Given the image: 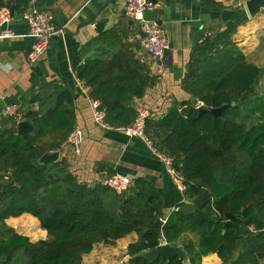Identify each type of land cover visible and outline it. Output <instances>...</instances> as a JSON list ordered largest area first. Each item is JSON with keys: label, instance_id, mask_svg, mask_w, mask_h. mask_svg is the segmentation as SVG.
I'll return each instance as SVG.
<instances>
[{"label": "trees", "instance_id": "1", "mask_svg": "<svg viewBox=\"0 0 264 264\" xmlns=\"http://www.w3.org/2000/svg\"><path fill=\"white\" fill-rule=\"evenodd\" d=\"M198 1L210 10L226 8L217 0ZM6 4L11 1L0 0V8ZM242 22L228 21L203 35L182 80L191 98L174 101L162 117L146 119L148 139L172 159L186 187L187 199L164 218V241L178 245L185 234H196V241L182 242L191 264H202L209 253L224 264L264 259V94L257 90L264 70L235 40ZM86 47L96 52L75 56L76 77L89 87L110 127L131 125L139 112L137 99L158 80L138 54L141 41L123 23L101 31ZM60 87L41 85L38 107L25 111V120L35 126L27 136L12 116L0 125V264H84L83 255L96 243L114 244L130 232L139 237L128 246L129 264H185L179 257L161 262L138 255L162 243L152 225L164 215L163 195L151 180L136 177L117 193L102 183L92 187L80 181L66 157L40 162L68 141L75 126L74 95ZM195 98L208 107L233 105L215 116L200 113ZM52 131L64 135L44 142ZM23 213L39 219L46 239L33 241L6 222ZM227 213L232 215L228 227Z\"/></svg>", "mask_w": 264, "mask_h": 264}, {"label": "crops", "instance_id": "2", "mask_svg": "<svg viewBox=\"0 0 264 264\" xmlns=\"http://www.w3.org/2000/svg\"><path fill=\"white\" fill-rule=\"evenodd\" d=\"M35 1L28 0L24 5H17L20 9L16 7L10 23L6 27H0V125L9 117L3 112L7 105L20 103L25 108L36 109L37 95L42 84H59L60 88L70 89L74 95L75 125L81 126L84 139L81 151L76 153L66 138L60 148L56 149L60 151V158L69 159L71 170L79 180L90 185L101 183L105 175L114 173L128 175L132 181L140 176L151 180L162 192V218L165 221L164 218L177 209L180 202L187 199L184 191L180 190V181L168 171L152 144H148L141 137L127 135L120 128H107L95 121L92 106L94 99L89 96V87L76 77L73 69V60L78 53H82L84 59L95 54V49H86L89 48L86 45L101 31L126 23L132 26L135 37L141 41L137 25L129 23L132 19L126 16L128 0H116V4L113 3L114 0H42L45 9L54 17L63 18L58 23L54 21L63 28V32L51 40L49 48L36 62L42 71L41 76L33 70L34 64L31 65L28 60V53L35 39L29 35L28 24L22 17L23 10L28 5H34ZM217 1L222 2L226 8H239L245 6L248 0ZM161 2L158 16L162 19V28L171 45L166 53L164 71L157 73L152 58L142 47L138 52L150 64L152 72L158 75L156 84L149 87L143 97L137 99L138 108L149 109L150 116L154 118L165 115L174 101L191 98L183 89L182 80L194 46L192 21L197 20L201 14H209L210 17L203 21L207 32L222 27L225 23L220 11L210 10L198 0H170L169 6L165 5L164 0ZM263 28L264 7L239 25L234 37L247 57L252 49L262 50L264 32L261 34L259 31ZM6 29L12 35H7ZM38 77L39 82H36ZM33 97L36 99L31 104ZM63 135V131H52L42 140L54 143L60 141ZM100 165H104V168H100ZM6 222L30 238L29 230L24 228L29 223L40 228L47 236V231L41 227L39 219L30 213L12 216ZM138 237L136 232H130L118 238L114 244L98 242L90 253L83 255V263L128 262V246L137 241ZM202 264L224 263L216 253H209L203 257Z\"/></svg>", "mask_w": 264, "mask_h": 264}, {"label": "built area", "instance_id": "3", "mask_svg": "<svg viewBox=\"0 0 264 264\" xmlns=\"http://www.w3.org/2000/svg\"><path fill=\"white\" fill-rule=\"evenodd\" d=\"M162 7L161 0L156 3L151 0H128L126 7V16L137 21L138 30H142L146 36L141 38L142 49L150 55L155 65L157 73H162L165 69L166 53L170 49V41L166 36L162 25L154 19H146L145 13L148 11L159 10ZM14 15L10 5H4L0 8V27H6L13 19ZM23 19L28 24V33L34 37V43L28 53V60L31 65L35 64L38 59L49 48L53 37L60 35L63 28L57 26L54 22L53 14L48 10H39L35 4L28 5L22 12ZM7 35H12L9 29H6ZM93 114L95 121L101 126L110 128L104 121V113L98 106L97 100H92ZM26 108L20 103H12L7 105L3 112L5 115L12 116L16 122L25 120ZM150 110L144 107H139L138 115L135 121L127 126L121 127L127 135L138 136L144 139L148 144H152L148 139L145 128L146 119L150 117ZM80 125H75L68 136V143L73 147L76 153L81 151L84 135ZM158 155L164 161L168 171L180 181V190L185 191V185L179 177L178 172L174 169L172 159L157 151ZM101 183L114 189L117 193H123L132 185V179L128 175L120 173L108 174L101 179Z\"/></svg>", "mask_w": 264, "mask_h": 264}, {"label": "water", "instance_id": "4", "mask_svg": "<svg viewBox=\"0 0 264 264\" xmlns=\"http://www.w3.org/2000/svg\"><path fill=\"white\" fill-rule=\"evenodd\" d=\"M10 1H11V5H10L11 11L14 15L16 12L17 5H24L27 3L28 0H10ZM151 1L156 3L158 0H151ZM164 1H165V5L169 6L170 0H164ZM113 3L116 4V0H114ZM34 4H35V6H37V8L39 10H45L44 2L42 0H36ZM262 7H264V0H248L246 2L245 6H242L239 8H225V9H223L221 11V18H222L223 22H225V23L228 21H243L244 19H246L248 17L255 16L260 11V9ZM168 17H169V15H168ZM209 17H210L209 14H201L197 20L192 21V30L194 32L193 33L194 45L199 43L201 41L203 35L207 32V27H205L203 25V21L205 19H208ZM145 18L146 19H154L160 25H162V19L158 16L157 10L146 12ZM53 19L56 23H58L59 20H62L63 18L58 19V17H54ZM129 23H131V24L134 23L137 25V21L133 20V19L130 20ZM139 34L142 38H144L146 36V34L142 30H139ZM53 39H56V36L53 37ZM33 70L39 76L42 75V71H41L38 63H35L33 65ZM36 82H39V77L37 78ZM35 99H36V97H33L31 99L30 103L31 104L34 103ZM193 103L196 105L197 104L199 105L198 108L200 110V113L210 112L215 116L222 115V111L224 109L229 108L233 105V104H227L226 103L220 107H213V106L208 107V106H205L204 104H201L200 101L198 100V98H195L193 100ZM32 109H34V107H32ZM34 128H35L34 124H32L31 122H29L27 120H23V121L19 122V124H18V132L23 136H27L29 134V132L34 130ZM59 159H60V151L54 150V151H49V152L44 153L40 157V162L57 161ZM95 185H96V183L91 184L92 187ZM226 215L228 217V220L225 223V226L228 227V226H231V216L232 215L230 213H227ZM164 222L165 221L163 220V218L160 217L152 225V228L158 232L159 238H160V240H162V243L159 246H157L156 248L142 251V252L138 253V255L145 257L146 259H148L150 261H156L157 259H160L161 262H165L167 259H171L174 257H179L180 259L183 260V262L185 264H191L189 254L185 250L184 245H174V244H171V243L164 241V235L162 232V226H163ZM122 264H129V263L125 262Z\"/></svg>", "mask_w": 264, "mask_h": 264}, {"label": "rangeland", "instance_id": "5", "mask_svg": "<svg viewBox=\"0 0 264 264\" xmlns=\"http://www.w3.org/2000/svg\"><path fill=\"white\" fill-rule=\"evenodd\" d=\"M263 33L264 32V28L259 31V33ZM261 33V34H262ZM261 43V41H259V44ZM248 60L250 62H253L255 64H258L259 66H261L264 70V45L262 50L257 51V49H252L249 54H248ZM257 90L258 92L264 94V71H263V75L260 79V82L257 86ZM24 228L29 230V235L31 236L33 241H36L38 239H46L47 236H45V232H43L40 228L38 227H34L31 223L24 225ZM196 241L197 240V236L196 234H185V236L179 241L178 245H183V243H185L186 241ZM262 264H264V259L262 260Z\"/></svg>", "mask_w": 264, "mask_h": 264}]
</instances>
